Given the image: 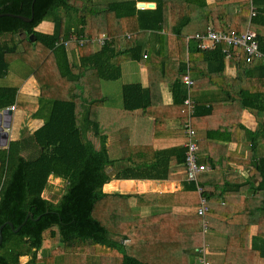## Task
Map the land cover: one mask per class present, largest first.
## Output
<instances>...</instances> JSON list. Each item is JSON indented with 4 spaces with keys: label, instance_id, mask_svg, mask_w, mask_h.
Wrapping results in <instances>:
<instances>
[{
    "label": "trees",
    "instance_id": "16d2710c",
    "mask_svg": "<svg viewBox=\"0 0 264 264\" xmlns=\"http://www.w3.org/2000/svg\"><path fill=\"white\" fill-rule=\"evenodd\" d=\"M81 1L79 6L71 0H0V14H4L0 16V37L3 38L0 39V78L9 75L11 56L30 61L40 87L38 107L32 116L44 120L33 133L11 140L7 148H0V226L7 221L14 226L6 224L2 229L0 264H188L191 255L195 251L197 254L195 248L202 244L199 205L194 218L189 220L188 231L169 233V240H164L165 246L160 245L157 252H150V240L139 234V223L123 231L107 216L95 213L98 202L108 196L102 187L112 179L106 167L113 161L99 122L106 98L91 93L86 79L95 75L100 82L115 81L122 76L123 62L140 61L147 66L149 84L146 87L140 83L123 84L125 109L148 112L154 105V97L160 96L164 81L171 84L174 103L184 106L183 75L187 70L204 74L201 67L214 61L221 65L219 72L222 73L227 60L224 44L201 49L192 41L185 46L186 20L174 31L177 56L173 59L178 66L172 70L170 54L163 55L161 50L145 52V43L140 41L147 32L162 40L166 32L167 41L170 40L168 0H117L106 4ZM139 1L156 2V7L138 8ZM252 5L256 14L251 15L250 22L255 28L249 25L242 28ZM51 16L52 32L36 29ZM225 20L226 27L221 29L229 33L254 31L259 51L264 55V0H241L239 10L228 12ZM101 34L106 35L102 45L97 41ZM6 35L8 39H4ZM85 39L84 43L80 42ZM65 41L69 42L68 46ZM247 59L244 47L232 48L229 60L237 67L238 86L229 81L225 92L227 115L238 108L255 112L262 118L254 131L241 126L250 143V154L244 163L250 178L258 182L238 184L237 188L251 189V199L257 201L250 203L249 209L252 205L258 209L245 211L240 222L244 231L233 238L247 247L251 240L249 254L255 264L257 250L264 258V156H253L256 147L264 143V58L251 62ZM18 93V86L0 85V111L16 105ZM214 112L213 104L196 103L195 116ZM231 125L235 127V123ZM52 177L66 182L65 191L56 201L44 196ZM203 193L209 202L210 196L205 190ZM29 213L33 216L27 218ZM186 223L184 229L185 226L187 229ZM257 223L260 229L250 238V226ZM177 234L179 240L173 236ZM125 238L129 242L124 243ZM46 239L53 240V247L44 253ZM26 254L31 258L21 263L20 257Z\"/></svg>",
    "mask_w": 264,
    "mask_h": 264
},
{
    "label": "crops",
    "instance_id": "0c3cea01",
    "mask_svg": "<svg viewBox=\"0 0 264 264\" xmlns=\"http://www.w3.org/2000/svg\"><path fill=\"white\" fill-rule=\"evenodd\" d=\"M168 2L166 11L171 19L168 21L171 29L170 40L167 41L166 32L164 40L147 32L140 41L145 43V52L161 50L163 55L170 54L171 68L175 70L178 63L173 59L177 56L174 31L186 20H188L186 26L193 21L197 28L194 32H188L186 26L183 28L185 46H188L189 42L196 41L189 39L190 37L197 32L206 31L209 26L218 30L225 28L226 14L238 11L241 0H168ZM154 3L155 6L152 8L156 7V2ZM138 8L149 7L145 5ZM42 24L43 22L36 29L47 33L53 31L54 23L48 22L43 26L44 29L41 28ZM132 62L128 60L122 63L120 79L126 76L129 80H123L119 86H115L117 96L119 95V100L115 103H109L113 89L111 83L100 82L95 75H90L86 79L87 88L91 93L102 94L107 98L100 109L99 122L102 133L107 136V150L113 161L106 167L112 179L102 187L108 196L98 202L95 213L98 211L99 216H107L111 223L113 221L123 231L130 225L139 223V234L150 240V252H157L160 245L164 247V240L169 238V233L188 231L189 220L194 218L196 207L199 205V193L196 188L193 189L195 183L187 180L183 161L187 141L185 124L191 120L198 137L199 161L210 168L199 174V183L210 196V200L206 218L208 227L204 230L201 226L204 234L202 244L195 250L205 248L207 257L211 256L210 260L217 264L254 263L249 254L251 240L247 247L245 244L234 242L233 238L244 231L240 222L245 211L249 213L258 209L255 205L249 209L250 203L257 201L251 199V189L237 188L238 184L251 181L256 185L258 182L257 179L250 178V171L246 167V162L244 163V158L250 154V143L241 126L244 125L254 131L262 122V118L247 109L237 108L229 115L226 114L228 102L225 89L229 81L237 88V67L227 59L222 73L219 72L222 67L216 61L209 66L204 64L201 67L200 71L205 70L204 74L190 72L195 85V88H192L195 109L197 102L215 106L213 114L195 116V111L192 115L189 114L184 101V106L174 103L171 84L168 81L161 84L160 96L154 97V105L148 112H143L142 109H125L122 97L123 84L140 83L143 87L149 84L146 66L140 63L141 67L136 68ZM36 80L34 74H27L23 78L18 86L19 93L13 115L24 104L32 103L34 99L38 102L40 89L38 91ZM37 107L38 104L31 110L26 108V111H22L27 125L22 134L16 131L15 136L12 135V115L9 142L33 133L44 123L43 119L32 116ZM231 123H235V127H232ZM8 145L0 148H7ZM253 156H264V143L256 147ZM180 222H188L187 229L186 226L184 229V223L181 225ZM208 228L213 233L205 238ZM259 229V223L251 225L250 238L256 235ZM147 236L151 238L147 239ZM173 236L178 239V234ZM129 240L125 238L123 242ZM52 243L50 239L44 241V253L53 247ZM43 252L40 251L39 256ZM115 253L118 254L116 251ZM256 254L255 264H264V258L258 250ZM197 256L198 253L195 251L188 264H198ZM30 258V255L26 254L19 260L26 263Z\"/></svg>",
    "mask_w": 264,
    "mask_h": 264
},
{
    "label": "built area",
    "instance_id": "2783aa9c",
    "mask_svg": "<svg viewBox=\"0 0 264 264\" xmlns=\"http://www.w3.org/2000/svg\"><path fill=\"white\" fill-rule=\"evenodd\" d=\"M255 8L252 7L251 15L254 16ZM106 39L105 34H101L98 37L97 41L100 45L104 44ZM189 39L196 40L198 47L201 49H212L220 44H224L223 52L225 54L226 59H230L231 50L234 46H242L247 52L248 62H251L257 58H264V55L259 51V42L256 40V33L247 29L246 32L237 34V33H229L227 30H218L212 26H209L204 32H197ZM85 40H81V43H84ZM63 42V41H61ZM65 45H69V42H64ZM182 82L185 84L187 88L186 97L184 99V104L187 106L189 114L192 115L195 111V101L192 95V86L194 81L190 75V71L183 75ZM9 108L12 111H15L16 105H12ZM10 129V128H9ZM8 129V130H9ZM185 131L187 133V141H186V151H185V174L188 181L194 182L196 185L197 192L199 193V206H198V215L202 218V226L203 229L206 230L208 227V221L206 216L209 212V202L207 196L203 193V187L199 183V174L210 169L204 163H200L198 150V137L196 130L191 124V120L186 122ZM197 261L198 264H217L212 262L208 257L205 251V248L197 249Z\"/></svg>",
    "mask_w": 264,
    "mask_h": 264
},
{
    "label": "rangeland",
    "instance_id": "374dc122",
    "mask_svg": "<svg viewBox=\"0 0 264 264\" xmlns=\"http://www.w3.org/2000/svg\"><path fill=\"white\" fill-rule=\"evenodd\" d=\"M111 1H117V0H95V2L100 3V4H106V3L111 2ZM71 3H74V4L80 6L82 4V1L81 0H71ZM137 7H138V4H137ZM252 7H254V5L251 6V10H252ZM251 10H249L248 15H247V22L243 23L242 28H246V27H248V25L252 29L255 28V24L250 22ZM48 22L53 23L52 16L48 17L47 19H45L43 21L41 28L44 29L43 26H45ZM186 28H187L188 32H194L197 29V28H195L193 21H191V23H189V26H186ZM22 37H24V35ZM8 38H9L8 35H6L4 37V39H8ZM0 39L3 40V38H1V37H0ZM9 61H10L9 75L5 78H0V85L19 86L20 83L22 82L23 78L25 76H27V74H34V71H33L34 65L30 61H27V60H25L19 56H11L9 58ZM131 61H133L132 63L136 65V68L141 67L140 61H136V60H131ZM142 64L146 66L145 63L142 62ZM36 76L40 77L39 75H36ZM36 79L37 80H36L35 84L39 86V84H37L38 78H36ZM123 80L128 81L129 79L126 76H124L122 79H118L117 81H113V82L107 81L108 83H111L113 86V89L111 91V96H109V103H115L117 100H119V97H118L119 95L117 96L115 86H119L120 82H122ZM39 89H40V87H38V91H39ZM41 89H42V87H41ZM37 104H38L37 100L34 99V101H32V103L24 104V106L20 107L21 109L19 108V110L14 113L12 135H14L16 133V131L17 132L19 131L21 134L25 131L27 121H24V119H23L24 113L22 111L23 110L26 111V108L27 109L29 108V110H31L32 108H35ZM65 189H66V182L63 179L52 177V178H50L49 189L44 191V196L48 199L56 201L58 198H60V196L65 191ZM212 233H213V231L210 228H208L207 232L205 233V238H206V236L207 237L211 236ZM203 236H204V234H203ZM51 241H53V240H51ZM208 257H210L209 259H211V256L208 255Z\"/></svg>",
    "mask_w": 264,
    "mask_h": 264
},
{
    "label": "water",
    "instance_id": "95a60500",
    "mask_svg": "<svg viewBox=\"0 0 264 264\" xmlns=\"http://www.w3.org/2000/svg\"><path fill=\"white\" fill-rule=\"evenodd\" d=\"M138 7H144L145 5H148L149 8H152L155 6V3L154 2H144V1H139L138 3ZM1 15H4L3 13L0 14ZM19 17L29 21L31 20V18H28V17H24V16H21L19 15ZM32 39L33 36L31 35ZM13 115V111L11 108L7 107L3 110L0 111V147H6L9 143V128H10V125H11V117ZM32 217L33 215L32 214H28L27 215V218L28 217ZM10 225L11 227H14L13 226V223L11 221H7L6 223H4L2 226H0V243L2 241V229L4 227V225ZM20 229V226L18 228L15 229V231H18Z\"/></svg>",
    "mask_w": 264,
    "mask_h": 264
}]
</instances>
